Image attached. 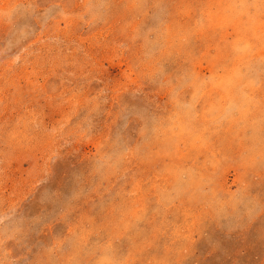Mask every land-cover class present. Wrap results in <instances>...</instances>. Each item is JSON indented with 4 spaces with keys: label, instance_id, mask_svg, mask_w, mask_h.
I'll list each match as a JSON object with an SVG mask.
<instances>
[{
    "label": "rangeland",
    "instance_id": "1",
    "mask_svg": "<svg viewBox=\"0 0 264 264\" xmlns=\"http://www.w3.org/2000/svg\"><path fill=\"white\" fill-rule=\"evenodd\" d=\"M0 264H264V0H0Z\"/></svg>",
    "mask_w": 264,
    "mask_h": 264
},
{
    "label": "bare ground",
    "instance_id": "2",
    "mask_svg": "<svg viewBox=\"0 0 264 264\" xmlns=\"http://www.w3.org/2000/svg\"><path fill=\"white\" fill-rule=\"evenodd\" d=\"M244 121H245V120H244ZM181 127H182V126H181ZM181 127H180V128H181ZM180 128H179V130H180ZM181 133H182V132H181Z\"/></svg>",
    "mask_w": 264,
    "mask_h": 264
}]
</instances>
